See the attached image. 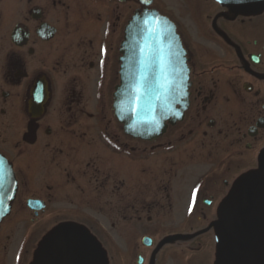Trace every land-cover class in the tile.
<instances>
[{"label": "flooded vegetation", "instance_id": "af4514ba", "mask_svg": "<svg viewBox=\"0 0 264 264\" xmlns=\"http://www.w3.org/2000/svg\"><path fill=\"white\" fill-rule=\"evenodd\" d=\"M145 9L173 26L189 82L183 117L151 140L112 108L126 26ZM0 155L16 183L0 264H39L44 246L47 264L81 247L102 264H222L243 179L264 181V5L0 0ZM78 206L125 230L63 226ZM66 228L82 235L49 241Z\"/></svg>", "mask_w": 264, "mask_h": 264}, {"label": "water", "instance_id": "95a60500", "mask_svg": "<svg viewBox=\"0 0 264 264\" xmlns=\"http://www.w3.org/2000/svg\"><path fill=\"white\" fill-rule=\"evenodd\" d=\"M233 12L249 13L264 5V0H220ZM144 19L148 24L142 23ZM121 45L120 82L113 93L114 115L126 134L139 139L157 138L183 117L188 108V75L183 50L174 28L156 12L145 9L128 23ZM16 183L11 165L0 156V220L7 215L14 199ZM239 205L235 220L221 235L225 244L222 264H264V181L247 176L238 189ZM81 234V233H80ZM69 229L59 230L49 241L76 236ZM82 235V234H81ZM84 252L88 251L81 247ZM76 263L59 258L58 264H102L99 254L80 255ZM47 246L39 264H47ZM58 262V260H57ZM56 262V263H57Z\"/></svg>", "mask_w": 264, "mask_h": 264}, {"label": "rangeland", "instance_id": "374dc122", "mask_svg": "<svg viewBox=\"0 0 264 264\" xmlns=\"http://www.w3.org/2000/svg\"><path fill=\"white\" fill-rule=\"evenodd\" d=\"M65 189V191L68 192L69 186L66 184L63 188V190ZM65 208L64 210H68L69 213H71L70 207H68V203H65ZM94 208V209H93ZM91 208H87V207H77L76 210L78 211L77 214H74V223L71 219H68V222L65 221L63 223L64 225H70L73 227H77L80 230L84 231V232H88V234H96V233H106L108 232V234L113 235L116 233V231H124L125 230V224L123 220L121 219H109L106 211H100L99 209H97V207H93ZM79 221V222H77ZM128 224H134L133 221L129 222ZM113 225V226H112ZM111 251V248L109 249ZM107 256V254H106ZM108 259V258H107Z\"/></svg>", "mask_w": 264, "mask_h": 264}, {"label": "bare ground", "instance_id": "6f19581e", "mask_svg": "<svg viewBox=\"0 0 264 264\" xmlns=\"http://www.w3.org/2000/svg\"><path fill=\"white\" fill-rule=\"evenodd\" d=\"M79 233V232H78ZM79 235H81L80 233H79ZM60 241V240H59ZM82 251H81V253H80V255L81 256H83V257H90V258H92V256H93V251H86V252H84V250L83 249H81Z\"/></svg>", "mask_w": 264, "mask_h": 264}, {"label": "snow or ice", "instance_id": "6c2138e0", "mask_svg": "<svg viewBox=\"0 0 264 264\" xmlns=\"http://www.w3.org/2000/svg\"><path fill=\"white\" fill-rule=\"evenodd\" d=\"M142 23H144L145 25H147V24H148V20H147V19H144V20L142 21Z\"/></svg>", "mask_w": 264, "mask_h": 264}]
</instances>
